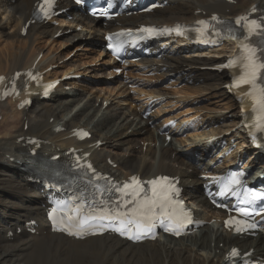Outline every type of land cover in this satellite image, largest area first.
<instances>
[{"label": "bare ground", "instance_id": "bare-ground-1", "mask_svg": "<svg viewBox=\"0 0 264 264\" xmlns=\"http://www.w3.org/2000/svg\"><path fill=\"white\" fill-rule=\"evenodd\" d=\"M33 1L0 2V74L8 77L15 70L27 68L35 63L39 70L53 67L45 72V77L50 79L79 72H88L94 78L109 76L111 79L99 82L101 84L95 85L96 90L93 92L91 90L93 87H87V84L81 86L73 81H63L51 94L49 100L52 102L40 101L33 97L27 110H18L10 100L0 101V170L5 171L7 177L16 184L14 187L19 188L17 194L11 195L12 199H16L17 208L14 213L8 216L0 214V264H225L224 253L230 245L238 246L242 252L253 248L251 255L264 252V233H260L255 239H239L224 231L218 222L205 225L194 235L178 239L167 236L140 244H131L107 235L75 240L48 230L43 222L45 217L41 208L43 200L36 198L41 194L39 188L27 183V175L20 170L28 162L27 137L41 139L39 152L45 157L56 153L62 154L71 146L89 151L95 166L114 177L124 178L133 173L150 177L160 172L175 175L184 188L191 186L192 191H187L186 199L193 205L197 202L202 204L203 207L198 209L196 214L207 220L217 219L218 214L207 209L196 178L198 169L203 172L211 171L209 166L211 159L205 163L203 158L208 152L206 140L186 144L179 137H175L174 141L166 143L163 137L155 136V131L146 125L147 120L151 119L154 122L157 114H161L162 121H166L172 118L170 109H166L170 103L174 102L177 106L186 103L189 107L178 115L192 112L200 116L204 124L212 126L227 120V114L215 112L211 114L210 110L213 109L209 106L210 102L203 105L198 103L202 100L208 101L211 95H217L220 99L224 98L219 104L224 109L223 112L226 110L232 112L228 116L233 123L230 126V133L228 134V131L223 133L225 139L229 141L234 137L233 142L238 151L247 152L249 146L241 148L245 138L244 126L240 123L239 104L227 88L219 87L227 82L228 71L217 73L200 70L204 65L213 66L223 62L224 59L215 57H226L224 53L228 50L225 48H231L229 52L234 48L231 43H229L231 46L215 49L213 51L215 55L205 56L203 52L194 53L198 55L197 57L183 55L182 53H185L183 51L188 47L181 45L172 48V55L165 54L160 59L144 60L141 65L133 66V69L141 74L147 71L155 72V75L150 76L151 80L149 78L141 80L142 76L134 75L133 83L138 85L134 88L135 93L131 95L127 92L128 88L122 82V78L114 77L112 66L107 60H96L97 57L92 56L94 49L91 47L89 51L92 55L84 54L79 62L76 57L56 64L60 59L58 56L64 55L54 49L70 43L78 45L80 40L94 41L98 44L101 38L99 29L103 28L99 23L92 25L78 14L74 20L67 22L64 29L69 31L59 36L57 39L59 43L52 37L60 27L52 26L49 21L29 24L26 34H21V26L31 12ZM244 3L245 0H236L235 4L227 0H168L167 6L152 13L121 18L119 21L127 27H134L132 25L135 22L172 23L208 17L214 12L231 18L237 12H245L252 4L264 5V0H249L247 6L237 11L239 5ZM65 5L69 6V3L66 2ZM60 18L59 21H62ZM78 24L82 25L80 30H76ZM46 41L51 45H47ZM39 54L41 57L37 60ZM85 63L91 65L83 68ZM161 76H170L168 80L172 79V83L167 81L159 85L157 82ZM184 79L193 83L197 79H202L204 85L184 84L181 88L169 90L168 86L172 87ZM146 94L160 96L163 102L150 113L152 116L142 119L139 113L141 107L139 99ZM195 100L198 103L192 106L191 102ZM76 126L86 128L91 137L84 141L76 140L72 135ZM158 126L157 123L153 125L154 129ZM224 126L227 127V124ZM219 129V127L216 131L209 129V134L216 136L220 132ZM203 134L205 131L196 133L198 138ZM98 141L102 145H97ZM64 158L61 157L60 160ZM258 163L259 159L256 162L251 159L248 162L249 169H254ZM262 169L263 166L259 172ZM30 219L37 222L33 234L26 230L28 226L25 222ZM18 228L20 232L16 233ZM220 242L222 244L219 246Z\"/></svg>", "mask_w": 264, "mask_h": 264}, {"label": "snow or ice", "instance_id": "snow-or-ice-1", "mask_svg": "<svg viewBox=\"0 0 264 264\" xmlns=\"http://www.w3.org/2000/svg\"><path fill=\"white\" fill-rule=\"evenodd\" d=\"M81 2L82 0H77V3ZM54 3L55 0H43L39 5V11L45 17H48ZM109 6H111V2ZM212 19L215 20L216 17ZM241 21H244L243 28L246 32L240 44L242 55L230 61L226 67L239 63L241 74L235 78L232 87L240 88L246 86L248 88L245 95L253 102L252 111L256 114L254 126L258 130H264V20L258 22L255 19L249 20L247 17H241L237 19L236 24L240 25ZM199 23L203 25V28L197 29V31L203 35L208 25L205 21H199ZM141 31L155 34L158 30L155 28H144ZM163 31H176L177 34H182L179 28L164 29ZM116 35L120 36L123 33ZM253 37L259 39L258 44L253 43ZM109 39L111 40L112 37H109ZM212 42L215 43V41ZM3 79V77H0V81ZM26 103L28 101H24L20 106L23 107ZM81 135L86 136L88 134L82 133ZM88 168H91V165H88ZM230 180L235 184L240 183L236 173L231 174ZM147 184L150 185L149 191L151 195L145 190L144 182H141L135 176L131 177L130 182H126L119 189L122 193V202L111 209L103 201L104 207L91 208L88 211H84L82 205L69 209L76 215H69L65 212L64 218L59 222V230L65 231L70 235L83 237L95 231H104L105 225L100 223V221L107 220L118 222L113 229L114 231L119 232L121 235H128L129 239L139 240L153 230L155 226L154 220L159 215L167 216L170 221V227H166L165 230L174 231L178 235L179 230L184 226L185 216L182 213L176 214L175 211L169 213L167 210L173 205L180 203L174 199V196L179 194V189L171 183L168 177H158L147 181ZM223 194L221 192V195ZM249 195L248 203H253L257 199H264V192H250ZM123 196L130 198L124 200ZM129 204L133 206L128 208ZM158 209L159 214L157 212ZM237 211L245 216L251 215L245 208H238ZM161 223H163V220H161ZM226 223L230 224L232 221L229 220ZM243 223V221H236L237 232L243 230L240 226ZM248 227H253V225H248ZM236 254V251L233 250L232 255Z\"/></svg>", "mask_w": 264, "mask_h": 264}, {"label": "rangeland", "instance_id": "rangeland-1", "mask_svg": "<svg viewBox=\"0 0 264 264\" xmlns=\"http://www.w3.org/2000/svg\"><path fill=\"white\" fill-rule=\"evenodd\" d=\"M248 3H249V0H245V3L244 4H242V5H239V7L237 8V11L239 10V8H244L245 6H247L248 5ZM10 28H6V30H9ZM0 34H1V32H0ZM56 42L57 43H59V40L57 41V38H56ZM55 42V47H57L58 45H57V43ZM69 45V46H68ZM77 44L75 43V44H72V45H70V44H66L65 46H61L60 48H57V49H54L55 51H57V52H61V53H63V55L64 56H66L70 51H72L71 53H73V55L71 56V58H76L77 59V62H79L78 60H81L83 57V55L84 54H91L92 52H90L89 50H90V47L91 48H93L94 49V52L91 54L92 56H94V57H96L97 56V49L90 43H87V42H82L81 43V45L80 46H76ZM86 47H85V46ZM88 46V47H87ZM225 46H229V44H227V45H225ZM2 47V46H1ZM77 47V48H76ZM46 48H48V47H46ZM83 49H85V50H83ZM225 50H228L229 51V47H228V49H226L225 48ZM69 51V52H68ZM89 52V53H88ZM183 52H185V51H183ZM70 53V54H71ZM225 53H226V51H225ZM66 54V55H65ZM69 54V55H70ZM183 55H185L186 54V52L185 53H182ZM78 55V56H77ZM81 55V56H80ZM64 56H58L61 60H59L58 61V63H60V62H62V61H64V59H62ZM68 56V55H67ZM66 56V57H67ZM65 57V58H66ZM81 57V58H80ZM86 67V66H89L87 63H85L84 65H83V67ZM86 74V75H85ZM88 74H90V73H84L83 75L84 76H86V77H88ZM91 79H93V80H97L96 78H91ZM209 82V81H208ZM93 85V86H90V85ZM100 85L101 83H92V82H89L86 86L87 87H93L91 90H92V92H93V90L94 89H96V88H94V86L96 85V86H98V85ZM81 86H84L85 84H83V82H81V84H80ZM79 85V86H80ZM198 85H204V81L203 80H201L199 83H198ZM194 86H196V85H194ZM220 87V89H222L221 88V86H219ZM211 94H213V92L211 93ZM208 97H209V95H208ZM219 100V101H218ZM224 101V98H221L220 99V97L218 96L217 97V95H211V97H209V100L208 101H205V100H202V102H200V104H202L203 105V103L205 104L206 102H210L211 104L209 105L210 106V108L212 107V109L213 110H210L211 111V114H213V112H215V113H219V114H227V120L226 121H221V122H224V123H228V121L230 120V117L228 116L229 114H231L232 112H228L227 110L225 111V112H223L224 111V109L223 108H221V106L219 105L221 102H223ZM48 102H52V101H48ZM216 105H215V104ZM220 108V109H219ZM70 109V108H69ZM218 109V110H217ZM79 119L81 118L80 116L78 117ZM220 122V123H221ZM224 123H222V124H220V125H218V126H215V124H213L212 126H209L210 128L209 129H214L215 131H216V129L219 127L220 129H219V133H218V135H220V134H222L223 135V133H225L226 131H228L229 129H230V126H231V124L233 123V122H231L230 124H227V126H228V128L227 129H224V130H222L221 128H224L225 126L224 125H226V124H224ZM223 126V127H222ZM209 129L207 130V131H205V134H207V133H209ZM231 130V129H230ZM205 134H203L202 135V137H203V139L202 140H205ZM224 136V135H223ZM225 137V136H224ZM201 140V141H202ZM238 140V139H237ZM241 149V148H240ZM251 160V157L248 159V161H250ZM253 160V159H252ZM262 163H263V161H260L259 163H258V165H256L255 167L257 168V170H259V168H261V166H262ZM14 186H16V184H14L13 183V181H11L10 180V178L9 177H7V173L5 172V171H3V170H0V214H2V215H5V216H8V215H12L13 213H14V210L17 208L16 206V199H12V193H15V194H17L18 192H19V188L18 187H14ZM21 191V190H20ZM19 205V204H18ZM1 247H3V248H6V247H4V246H1Z\"/></svg>", "mask_w": 264, "mask_h": 264}]
</instances>
